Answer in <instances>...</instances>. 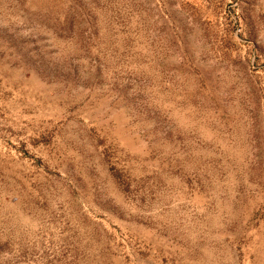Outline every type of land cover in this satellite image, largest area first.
Listing matches in <instances>:
<instances>
[{
    "label": "rangeland",
    "instance_id": "1",
    "mask_svg": "<svg viewBox=\"0 0 264 264\" xmlns=\"http://www.w3.org/2000/svg\"><path fill=\"white\" fill-rule=\"evenodd\" d=\"M0 264H264V0H0Z\"/></svg>",
    "mask_w": 264,
    "mask_h": 264
}]
</instances>
